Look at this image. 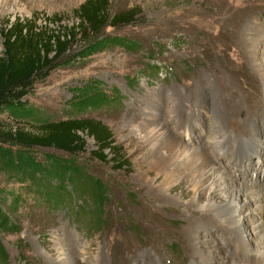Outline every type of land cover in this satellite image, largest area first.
<instances>
[{
    "label": "rangeland",
    "instance_id": "1",
    "mask_svg": "<svg viewBox=\"0 0 264 264\" xmlns=\"http://www.w3.org/2000/svg\"><path fill=\"white\" fill-rule=\"evenodd\" d=\"M81 1L0 0V29L7 19L16 17L33 19L35 26L48 30L58 24L69 26L75 21L72 10ZM110 2L114 9L134 7L137 13L128 23L105 28L106 33L125 36L138 48L108 46L71 66L55 68L35 83L26 99L43 116L63 119L68 116L72 94L92 89L96 100L75 115L105 124L126 163L116 168L109 161H99L89 153L95 149L93 138L80 133L84 152L75 160L89 176L84 183H76L79 178L64 181V189L58 191L53 188L55 181L32 186L0 173V216H4L0 222V264H52L49 258H55L59 250H64L74 264H150L148 258L155 260L156 256H161V264H187L192 249L185 223L188 212L166 202L155 204L154 195L146 193V185L134 177L147 169L148 150L140 142L142 131L131 129L154 119L170 121L171 137L183 146H203L214 125L222 124L223 130L230 126L229 131L246 140L251 138L247 112L255 108L251 119L262 130L259 149L243 155L242 159L247 157L245 162L217 150L209 154V159L237 186H264L262 92L243 45L246 34L256 32V39L262 41H253L254 55L262 56L264 0ZM53 16L60 18L58 24ZM1 43L0 36V52ZM201 92L206 93L198 104L203 114L196 115L195 105L192 111L187 110V118L180 119L183 130L175 129L181 106L186 102L196 104L195 96ZM0 119L10 127L18 123L5 113ZM1 144L0 156L13 150L12 145ZM104 152L110 156L107 150ZM46 188L53 189V198L43 193ZM182 195L184 201L193 197L186 181L179 182L171 192L174 198ZM215 198V203L223 200L221 195ZM241 210L240 215L247 216L248 209ZM262 216L264 211L258 219ZM196 221L201 225L193 237L198 238L204 255L221 248L230 251L225 264H243L239 240L224 224L212 214ZM248 226L244 228L247 239L254 235Z\"/></svg>",
    "mask_w": 264,
    "mask_h": 264
},
{
    "label": "trees",
    "instance_id": "2",
    "mask_svg": "<svg viewBox=\"0 0 264 264\" xmlns=\"http://www.w3.org/2000/svg\"><path fill=\"white\" fill-rule=\"evenodd\" d=\"M136 13L134 7L114 9L110 0H83L72 10L75 21L69 26L58 24L60 18L55 19V16L52 20L58 25L53 30L35 26L33 19L16 17L5 21L0 29V115H10L18 123L10 127L0 119V143L13 146V150L0 156V173L14 182L27 181L32 186L38 182L55 181L53 188L58 191L64 189V181L79 178L76 183L82 184L89 176L75 160L84 152L85 142L80 133L93 138L95 149L89 153L99 161H109L116 168L126 163L122 150L114 145L105 124L75 115L96 100L92 89V92L82 89L72 94V99L68 100V116L63 119L43 116L29 104L26 96L35 83L42 81L55 68L71 66L108 46L127 50L138 48L125 36L105 31L107 27L130 22ZM49 149L65 156L58 157ZM35 151L38 152L35 154L37 158L32 153ZM52 191L46 188L43 193L53 198ZM3 217L2 213L0 222Z\"/></svg>",
    "mask_w": 264,
    "mask_h": 264
},
{
    "label": "bare ground",
    "instance_id": "3",
    "mask_svg": "<svg viewBox=\"0 0 264 264\" xmlns=\"http://www.w3.org/2000/svg\"><path fill=\"white\" fill-rule=\"evenodd\" d=\"M255 36H257L256 32L246 34L243 38V45L244 51L248 55L249 64L260 82L262 107L264 108V43L261 46L263 48L262 56L260 58L255 57L253 41H259V43L262 41V39L257 40ZM202 96L205 97L206 93L201 92L199 95L196 94V104L186 102L181 106L183 111L175 123V129L183 130L180 119L187 118V113L192 111L195 105H197V108H195L196 115L200 116L203 114L198 108L199 102H202ZM254 109H249L247 112L248 121H251L252 126L250 133H253V136L247 139L248 141L241 134L238 135L235 132L229 131L230 126L228 130H223L222 124L219 125V123V126L214 125V129L208 137V142L203 146H183L180 143L181 141L178 142L171 137V132H169L171 128L167 125L170 121L167 119L162 122L154 119L131 129L135 132L136 130L142 131L141 136H139L140 142L148 150L146 155L147 169L142 172H136L135 179L139 183L146 185V193L151 196L154 195L152 200L155 204L166 202L169 205L183 207L188 212L185 223L187 224V230L190 229L188 239H190L192 249L189 252L191 257L188 259L187 264H199V262H204L205 264H225L226 254L230 252L229 250H221V248H216L209 252L205 250L207 254L204 255L198 238L193 237L194 232L201 225L196 220L208 214L214 215L225 225L226 230L230 231L239 240L242 247L239 259L242 258L241 262L243 264H264V216L258 219V214L260 215L264 211V186L254 188L249 187V185L237 186L227 179L229 174L221 171L209 159V154L217 150L218 152L225 151L228 154V158L236 156L239 159L241 158L240 161L245 162L247 157L242 159L243 155L245 156L247 152H255L256 149H259V144H262L260 141L262 130L251 119ZM187 110L190 111L187 112ZM191 114L192 112L189 115ZM235 162H237V158ZM151 173H153L152 178L149 177ZM181 181L188 183V189L193 194V197L189 201H184L185 197L183 195L178 198L171 197L172 190ZM218 195L223 196V200L220 203H215V196ZM242 208L248 209L245 213L247 216L243 217L240 215L241 212L243 213ZM190 212L192 213L189 216ZM194 213L196 216H194ZM249 224L251 225L250 228L254 231V235L247 239L244 234V228L249 227ZM180 237L184 239L185 233L181 232ZM147 256V253H144V257L148 258ZM160 257L156 256L155 260L149 257L148 259L151 260L150 264H161V260L159 261ZM49 260L52 264H74L64 250H59L57 256L49 258Z\"/></svg>",
    "mask_w": 264,
    "mask_h": 264
}]
</instances>
